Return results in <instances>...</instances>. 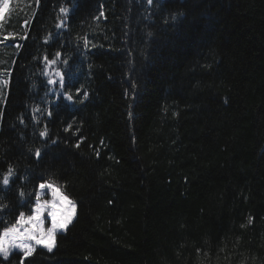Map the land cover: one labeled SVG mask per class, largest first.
Here are the masks:
<instances>
[{
	"label": "trees",
	"instance_id": "obj_1",
	"mask_svg": "<svg viewBox=\"0 0 264 264\" xmlns=\"http://www.w3.org/2000/svg\"><path fill=\"white\" fill-rule=\"evenodd\" d=\"M12 7L0 235L43 182L77 214L0 264H264V0Z\"/></svg>",
	"mask_w": 264,
	"mask_h": 264
},
{
	"label": "snow or ice",
	"instance_id": "obj_2",
	"mask_svg": "<svg viewBox=\"0 0 264 264\" xmlns=\"http://www.w3.org/2000/svg\"><path fill=\"white\" fill-rule=\"evenodd\" d=\"M149 4H152V0H147ZM38 3V0H37ZM10 4L11 0H0V23L5 19V13L10 10ZM61 12L66 13L68 9L61 8ZM103 15V13H101ZM50 63H54L50 62ZM61 75V80L63 79V75ZM9 83L8 80H0V86H7ZM69 100L72 99V96L69 95L67 97ZM71 127V126H69ZM41 135H47V130ZM79 147V145H77ZM40 151L39 149L36 150V156L39 157ZM12 169H9V174H12ZM8 175H6L3 179V184L8 185L9 178ZM46 185L41 184L40 188H45ZM47 187H52V185H47ZM23 195V193H21ZM53 200L51 202L45 201L40 203L39 197H37V204L34 210V215H31L27 218H25L23 213H20L19 218L17 219L16 223L12 225L11 227H6L3 231V234L0 235V254H2L5 258L9 256L10 248H20L24 256H31L35 251V245L30 243L31 241H35V244H41L45 240H48L49 242L46 243L44 246L48 249L49 252H51L54 248V240H55V232L57 228H66L67 224L71 222V216L70 214L66 213L63 215L62 219L58 221V215H60L56 209L57 204L62 205V201L66 200L67 197L64 196H58L57 191L55 188H53ZM69 204H71V212H74L75 210V204L74 202L69 201ZM47 210L49 212V215L51 216L52 220V227L47 230V232H44L43 229V221L40 219L41 214L43 211Z\"/></svg>",
	"mask_w": 264,
	"mask_h": 264
},
{
	"label": "rangeland",
	"instance_id": "obj_3",
	"mask_svg": "<svg viewBox=\"0 0 264 264\" xmlns=\"http://www.w3.org/2000/svg\"><path fill=\"white\" fill-rule=\"evenodd\" d=\"M16 2H17V0H15V3ZM12 6H13V0H11L10 10L5 13V19L2 21V23H0V80H7L8 62L5 58V56L8 53H10V51H11V49H10L11 47L9 45H6L5 42H3V40H2L3 36H4L3 32L5 30V26L9 23L10 19L15 18L18 15L17 11H13V9L15 7H12ZM4 87L5 86H0V104H1V101L3 98ZM41 184L46 185V187L41 189L39 186L38 197L40 199V203L43 204V202H45V201L51 202L53 200V195H52L53 188L56 189L58 196L67 197L66 200H63L61 202L63 207H61V204L56 205V209H57L58 213L60 214V215H58L57 219H58V221H60L62 219L63 215L68 213L71 216V222L67 224L66 228H63V229H61L59 227L57 228V230L55 232V240H54V245H55L54 248H55L57 236L60 233H64L67 230V228L70 226V224L75 220L76 214H77V205H76V201L74 199H72L71 197H69L68 195H66V193H64L63 190L58 185H56L55 183L47 181V182H43ZM47 185H52V187H47ZM69 201L74 202V204H75L74 212L70 211L71 210V204H69ZM36 204H37V201H36ZM35 207H36V205H35ZM35 207H34L33 212L31 214H28V215L24 214L25 218H27L31 215H34ZM40 219L43 221V229H44V232L46 233L47 230L52 227V220H51V216L49 215V212L47 210L43 211ZM48 242H49L48 240H45L43 243L38 244V245L35 244V241H31L30 243L35 245V249H36L37 247L46 248L44 245ZM14 251L23 252L20 248H10L9 255ZM0 256L4 257L2 254H0Z\"/></svg>",
	"mask_w": 264,
	"mask_h": 264
}]
</instances>
